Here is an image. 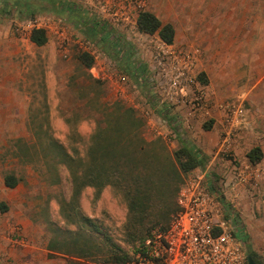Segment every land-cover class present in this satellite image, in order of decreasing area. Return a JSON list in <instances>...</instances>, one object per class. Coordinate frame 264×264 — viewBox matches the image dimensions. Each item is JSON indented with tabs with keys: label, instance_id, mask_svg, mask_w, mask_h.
<instances>
[{
	"label": "rangeland",
	"instance_id": "374dc122",
	"mask_svg": "<svg viewBox=\"0 0 264 264\" xmlns=\"http://www.w3.org/2000/svg\"><path fill=\"white\" fill-rule=\"evenodd\" d=\"M61 2L105 24L112 42H95L50 1L0 0V219L12 221L15 233L23 232L16 221H26L30 235L22 234L29 244L55 250L45 254L54 264H105L116 248L131 255L141 240L126 227L125 198L110 186L98 195L90 186L73 191V178L82 179L89 162L92 137L109 126V143L122 142L116 160L133 164L154 197L170 193L168 205L190 172L181 171L184 157L175 153L182 143L196 148L214 187L221 186L224 218L239 222L264 264V175H252L234 192L223 177L253 147H261L264 163V0ZM142 11L174 28L162 60L158 35L138 31ZM34 28L45 31L43 46L30 42ZM83 54L92 58L90 67L79 61ZM173 60L186 62L194 78L187 102L177 105L163 99L167 84L159 76ZM123 110L137 119L143 142L127 139L131 126ZM226 129L230 156L219 152ZM10 175L17 179L13 189L4 185Z\"/></svg>",
	"mask_w": 264,
	"mask_h": 264
},
{
	"label": "built area",
	"instance_id": "2783aa9c",
	"mask_svg": "<svg viewBox=\"0 0 264 264\" xmlns=\"http://www.w3.org/2000/svg\"><path fill=\"white\" fill-rule=\"evenodd\" d=\"M117 13L112 11L114 16ZM164 47H167L164 42L157 46L159 60L163 59L161 54H165ZM190 72L186 62L184 65L173 60L161 66L159 76L167 84L163 99L173 105L187 102V87L193 78ZM95 78L105 79L104 76ZM231 135L230 129H226L219 147V152L225 156H230ZM252 175L263 176L264 163L247 167L231 164L223 173L227 180L224 187L232 192L239 190ZM219 187H214L207 169L190 171L177 191L176 209L166 230L152 231L124 264H247L246 247L234 236L233 219L224 218L223 209H228L217 195Z\"/></svg>",
	"mask_w": 264,
	"mask_h": 264
},
{
	"label": "trees",
	"instance_id": "16d2710c",
	"mask_svg": "<svg viewBox=\"0 0 264 264\" xmlns=\"http://www.w3.org/2000/svg\"><path fill=\"white\" fill-rule=\"evenodd\" d=\"M46 1L52 2L55 12L66 13L70 18L74 19L77 24L85 29L87 36L95 42L102 43L103 45L112 42V40L108 39L110 33L105 31V24H100L92 17L86 18L85 15L79 13L74 5L62 3L61 0ZM33 10L27 8V12H29L28 14H32ZM136 24L139 32L148 35L156 34L165 44L169 45L174 41L175 31L172 25L162 24L161 21L152 13L146 11L139 12ZM29 40L35 46L40 47L47 42V36L43 29L34 28L31 31ZM113 40L118 42V38H114ZM114 48L115 47H113V49ZM107 53L111 55L110 52ZM79 61H82L85 67H90L92 58L87 54H83L81 55V58H79ZM136 73L137 72L135 70V74L132 75L135 79H137L135 77ZM200 80L202 83H205L204 78ZM120 114H124L123 116L125 117L126 122L129 120L128 124L131 126L126 133L127 139L133 138L135 140L142 141L140 138V130L136 124L137 119H135L134 116L126 110H123ZM120 114L117 115L122 116ZM108 132L109 126L104 130H100L99 134H95L92 137V144L88 153L89 162L83 169L82 179L73 178L72 183L73 191L76 194L80 192L81 188L90 186L96 189L98 195L105 186H110L125 198L128 208L126 227L129 232L133 231V234H137V240H141V242L137 245L131 255L120 254L119 249L116 248V254L111 251L105 256V264H124L129 261L132 258V255L142 247L145 239L152 231L155 230V228L160 231L166 230L170 219L168 217L170 214L174 213L176 208L174 200L172 204H166L165 199L167 198V195H170V193L166 194L164 192H160L159 196L156 194V197H154L152 192H149L147 189V181L135 174L132 169L133 164L123 166L120 159L116 160L118 159L116 147L119 144L122 145V142L118 143L120 142L118 140V142L109 143L107 138ZM101 139L103 144L100 143ZM137 147L140 148L141 145ZM175 154L177 159L184 157L179 163V168L183 173L196 168L202 169L205 165L204 158L201 156L199 151L186 143H182L181 148ZM246 157L252 164H258L262 157L261 150L258 147H253L246 154ZM107 161L110 164H108ZM160 184L162 185L163 183L160 182ZM4 185L7 188L13 189L17 185V179L12 175L6 176L4 178ZM178 189L179 188L175 189L173 195L175 193L176 196ZM233 225L234 236L245 244L247 256L252 257L256 264H260L256 255L250 250L247 244L246 235L244 234L238 221L233 220Z\"/></svg>",
	"mask_w": 264,
	"mask_h": 264
},
{
	"label": "crops",
	"instance_id": "0c3cea01",
	"mask_svg": "<svg viewBox=\"0 0 264 264\" xmlns=\"http://www.w3.org/2000/svg\"><path fill=\"white\" fill-rule=\"evenodd\" d=\"M258 148L261 150V147ZM239 163L240 167H247L250 165L254 166V164L248 161L246 155L245 157L240 159ZM255 165H259V163ZM202 169L207 168L203 167ZM16 222L21 224L23 228L22 231L28 237L30 235V230H28V224L26 223V221ZM25 223L27 225H25ZM13 226L14 224L12 223V221L0 219V257L8 260V263L6 264H54L48 262L45 254L53 253L55 250L53 251V249H49L48 245L46 246V244L42 246L39 242L38 243L40 246L38 248L37 243L34 242L31 238L30 239L32 240V243L29 244V241L22 234L23 232L20 231L19 233L17 231L15 233L14 230H12ZM17 230L20 229L17 227ZM53 254H55V252ZM43 255L45 256L43 257ZM58 264H61V261H59Z\"/></svg>",
	"mask_w": 264,
	"mask_h": 264
},
{
	"label": "water",
	"instance_id": "95a60500",
	"mask_svg": "<svg viewBox=\"0 0 264 264\" xmlns=\"http://www.w3.org/2000/svg\"><path fill=\"white\" fill-rule=\"evenodd\" d=\"M247 264H256L255 262H254V260L252 259V257H250V256H247Z\"/></svg>",
	"mask_w": 264,
	"mask_h": 264
}]
</instances>
